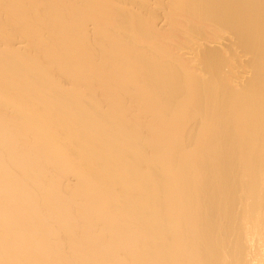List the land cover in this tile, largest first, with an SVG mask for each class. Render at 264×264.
I'll return each mask as SVG.
<instances>
[{"label": "bare ground", "instance_id": "bare-ground-1", "mask_svg": "<svg viewBox=\"0 0 264 264\" xmlns=\"http://www.w3.org/2000/svg\"><path fill=\"white\" fill-rule=\"evenodd\" d=\"M0 264H264V0H0Z\"/></svg>", "mask_w": 264, "mask_h": 264}]
</instances>
